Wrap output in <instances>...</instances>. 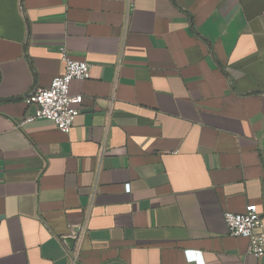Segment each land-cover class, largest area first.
Returning a JSON list of instances; mask_svg holds the SVG:
<instances>
[{"label":"crops","instance_id":"0c3cea01","mask_svg":"<svg viewBox=\"0 0 264 264\" xmlns=\"http://www.w3.org/2000/svg\"><path fill=\"white\" fill-rule=\"evenodd\" d=\"M61 47L91 65L79 115L19 126ZM248 205L264 0H0V264H264L223 221Z\"/></svg>","mask_w":264,"mask_h":264},{"label":"built area","instance_id":"2783aa9c","mask_svg":"<svg viewBox=\"0 0 264 264\" xmlns=\"http://www.w3.org/2000/svg\"><path fill=\"white\" fill-rule=\"evenodd\" d=\"M60 60L64 65L62 75L55 77L48 88L37 89L24 99L26 106H34L33 114L25 115L19 126L33 123L37 120L51 122L60 132L69 133L75 118L79 115L78 106L82 103L81 95H71L69 86L72 81L89 79L91 65L69 58L64 47L59 49ZM129 191V185H125ZM264 213H260L255 205H248L243 213H224L223 221L227 232L233 237L248 240L247 254L255 258L264 256ZM79 241V236H75ZM189 260L203 264L198 252H188ZM76 252L71 257L72 264L76 262Z\"/></svg>","mask_w":264,"mask_h":264}]
</instances>
